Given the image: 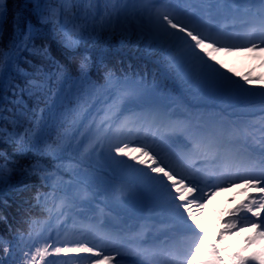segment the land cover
Returning <instances> with one entry per match:
<instances>
[{"label": "snow or ice", "instance_id": "snow-or-ice-1", "mask_svg": "<svg viewBox=\"0 0 264 264\" xmlns=\"http://www.w3.org/2000/svg\"><path fill=\"white\" fill-rule=\"evenodd\" d=\"M10 15L11 39L0 43V145L12 146L13 156L0 151V192L17 176L22 190L32 178L40 187L24 201L27 230L0 236V264H264V251L244 256L211 243L199 218L216 191L252 190L258 196L229 210L219 236L252 228L246 245L264 241V115L258 128L227 127L178 110L187 92L259 97L264 112V91L245 87L264 76L245 74L241 83L217 59L264 53V0H35L30 17L0 0V40ZM237 21L245 32L234 31ZM50 36L61 55L105 36L122 45L134 39L166 67L171 87L107 65L94 80L92 57L81 55L73 71L53 54ZM28 156L24 164L16 158ZM101 172L108 175L97 183ZM145 202L149 213L163 209L178 225L164 241L147 223L124 232L88 214Z\"/></svg>", "mask_w": 264, "mask_h": 264}, {"label": "trees", "instance_id": "trees-1", "mask_svg": "<svg viewBox=\"0 0 264 264\" xmlns=\"http://www.w3.org/2000/svg\"><path fill=\"white\" fill-rule=\"evenodd\" d=\"M35 0H6L7 7L10 12H18L25 17H30L32 10V5ZM12 36L11 28V15L9 16V23L6 26V31L0 40V43L7 44ZM51 45L53 54L57 56L58 59L62 61L70 62L73 71L75 69V64L78 62L79 58L83 54H88L92 57L93 67H92V79H101L103 75V66L107 65L108 68L113 69L119 74L122 71H133L138 72L143 75L147 82L151 84L152 81H156L160 84H167L171 87L172 78L171 74L168 73L165 66L157 63L158 57L149 55L143 44H138L136 40H131L124 43H120L119 37H103L96 41L95 43H89L87 47L81 46L75 53L63 50V55L58 51L59 45L57 39L54 36H50L46 41ZM40 43V41H37ZM217 59L222 60L224 68L221 69L225 71L228 75L232 76L233 79H240L243 75L249 74L252 77L264 76V54L256 52H230L227 54H217ZM103 61V63H101ZM219 67V65H217ZM231 69V72H228ZM243 83V80L240 79ZM245 87L252 88L255 91H264V79L259 81H254L251 85H245ZM185 99L191 100L192 102L216 101L222 106H228L234 108L233 112L239 114H252L258 113V104H254L259 101V97L251 96H240L236 98H225L220 97H210L201 96L199 94H190L185 92ZM261 108V107H260ZM188 107L183 104L179 107L180 112H185ZM139 111V109H137ZM127 114V113H126ZM188 114L193 117H202L204 120H211L213 118L223 119L225 124H229L224 116L216 110L212 111H190L188 109ZM237 124H255L259 127L260 118H246L234 121ZM232 126V122L230 123ZM250 145H254L251 140H249ZM0 151L6 152L8 156H13V148L10 145H0ZM22 164L29 163L32 159L31 156L19 158ZM126 159V158H125ZM65 163L68 161L65 160ZM106 172H101L97 174V183H100L102 179H106ZM82 178L83 174H82ZM20 177L17 176L9 189L0 192V236H3L5 240L10 239L11 235L16 232V230H27V224L25 220L28 219L29 213L25 212L23 209L29 207L24 201L29 199L31 195L40 187V182L36 178L24 181V183L30 185L29 189L22 190L23 185L20 183ZM65 179H68L66 176ZM89 186L91 191L96 190V183L89 181ZM103 188V183L100 184ZM43 190V189H41ZM104 199V195L101 194L95 198L91 204V209H97V204ZM100 207H104V204H99ZM113 211L103 217L99 215L98 210L89 211V215H95L97 217V222H104L106 224L114 225L116 230L128 232V226H138L147 223L151 229L154 228L155 219L162 218L165 215V210L156 208L151 213L148 211L147 203L144 205L135 204L129 207H117L112 205ZM107 211V210H106ZM31 216L36 217L40 220L46 219V216L40 212L39 209H32ZM151 216V219L145 220L143 217ZM55 225V221L52 222ZM2 255V251H0ZM117 260L120 258L117 257Z\"/></svg>", "mask_w": 264, "mask_h": 264}, {"label": "rangeland", "instance_id": "rangeland-1", "mask_svg": "<svg viewBox=\"0 0 264 264\" xmlns=\"http://www.w3.org/2000/svg\"><path fill=\"white\" fill-rule=\"evenodd\" d=\"M246 27H238L235 30L238 32H244ZM263 55V53H260ZM261 114L264 115V112L261 111ZM244 141H239V143L237 144V147L239 145H243ZM241 148V147H239ZM243 149V148H241ZM207 191V190H206ZM221 191H223L224 193L221 194ZM219 192V193H217ZM226 195V196H225ZM246 195H254V196H258V194L253 193L252 190H249L248 192H242L240 191L239 187H233L230 189H226V190H220V191H216V194L214 196H211L209 199H206V202L204 203L203 209L200 211V220L201 222L207 227L208 229V233H207V238H209L210 242L212 240V238L215 235L216 232V226L218 228V223L219 222H223L222 218L224 216H228L229 215V210L233 209L241 200H244ZM215 197V198H214ZM227 197V198H226ZM219 198H221L220 202H217L216 205H218L219 207H221V211L218 213L217 212V216L216 218L215 213L216 211L213 213V210H211V208H213L215 201L218 200ZM227 199L226 201L222 202L224 199ZM222 202V203H221ZM221 203V204H219ZM182 211V210H181ZM213 213V214H212ZM167 219H169L170 221H172L169 217L168 214L166 216ZM215 220H216V224H215ZM176 229V226H173L172 228H168L165 231L164 236V240L165 238L169 237L172 235L173 230ZM219 229V228H218ZM155 231V230H153ZM152 234H154L155 236L158 234L157 232H153ZM251 231V228L248 230H245V234L248 235L249 232ZM252 232V231H251ZM239 233V232H238ZM223 241L222 244L220 245L221 249H230V251H232V253L238 252L241 249H243L242 255L244 256H248L250 254H252L253 252H261L264 251V241H257L253 244L250 245H246V238L243 234H240L239 237H234V236H224L223 237ZM229 251V252H230ZM225 264H227V260H225Z\"/></svg>", "mask_w": 264, "mask_h": 264}]
</instances>
